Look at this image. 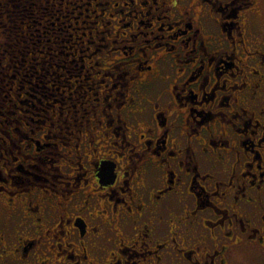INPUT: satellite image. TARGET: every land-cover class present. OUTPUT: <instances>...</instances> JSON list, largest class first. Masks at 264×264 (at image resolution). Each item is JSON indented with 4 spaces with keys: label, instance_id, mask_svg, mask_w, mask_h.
I'll return each mask as SVG.
<instances>
[{
    "label": "flooded vegetation",
    "instance_id": "1",
    "mask_svg": "<svg viewBox=\"0 0 264 264\" xmlns=\"http://www.w3.org/2000/svg\"><path fill=\"white\" fill-rule=\"evenodd\" d=\"M16 1L9 55L79 35L0 78V264H264L260 1Z\"/></svg>",
    "mask_w": 264,
    "mask_h": 264
},
{
    "label": "rangeland",
    "instance_id": "2",
    "mask_svg": "<svg viewBox=\"0 0 264 264\" xmlns=\"http://www.w3.org/2000/svg\"><path fill=\"white\" fill-rule=\"evenodd\" d=\"M259 1H260L261 9L264 11V0H259ZM54 3L56 6L55 9L59 10L61 12L60 15L61 14L62 15H65V14L68 15V19L66 22L64 20H61V22L58 26H57L58 22H56V24L54 26L55 29H63L64 25L67 26V25H69V23H72L73 22L72 18L75 17L79 11H81L79 8L73 10V8H76L81 4V2H78L77 0H62V1L54 0ZM67 3H68V5L65 8L64 5H66ZM58 4H63V6H61V8H60V6H58ZM260 19H261V21H263V24H264V14H263V16H261ZM63 22H64V24H63ZM32 29H34V27H31V33L36 34V32L33 31ZM58 32L61 33V35H59L56 40H53V39H50L47 37L49 42H46V36L40 38L41 39L40 42H38L36 37L31 36L30 40H28L27 43L24 44L25 47H23V49H20L21 51L18 52L19 59L23 58V56H21V55H26V57H24V60L25 59L27 60V65H33L36 70H39V69L46 70L47 64H48L47 62L49 61L48 59H49V57H51V55H57L58 57H60L61 60L65 61V58H64L65 53H68V52L72 53L73 52L72 49L67 50L66 48H70V46H75V45H73V43L76 41L75 38H77L79 34L77 33V34L73 35V39L66 42L69 39L67 37V35L69 33H71V31H68L66 33H64L62 31H58ZM53 42H55V43H53ZM1 51H3L2 48H0V52ZM70 59H72V57L67 58V60H70ZM36 62H39V64H35ZM57 65H59V67H60L61 65H63V63L60 62V63H57ZM18 66L19 65L15 64L16 68ZM16 71H18V70H16ZM9 72L16 75V72H14V71L10 70ZM53 72L55 73L54 76H52ZM38 73H46V71H39ZM62 73H63V71L61 68H58V70H56V68H52L49 70V74H50L49 79L52 78V79L56 80L55 76L61 75ZM17 77H21L20 73H19V76H17ZM22 79H23V77L19 78L18 81L21 82ZM61 79H63V78H61ZM3 80H4L3 84H5L9 81L8 78H3ZM33 84H35V82H33ZM52 84L54 85L52 87L53 90L51 91V87H50L48 94L52 95V94H57V92L60 93L61 92V87H60L61 83L58 84L56 82H52ZM32 88H34V87L32 86ZM57 89H58V91H57ZM38 91H39V89H38ZM29 93L33 94V92H31V91H29ZM49 95H47L49 98H48V100H46V93H43L41 96L40 91H39V95L37 97L41 100V102L43 104H45L46 101H50L53 98V97H50ZM32 101L34 102V104L36 106H38L37 102L35 100L32 99ZM24 109H26V108H24ZM249 260H250L249 257H247L246 255H243L240 258V264L241 263L242 264H253Z\"/></svg>",
    "mask_w": 264,
    "mask_h": 264
},
{
    "label": "trees",
    "instance_id": "3",
    "mask_svg": "<svg viewBox=\"0 0 264 264\" xmlns=\"http://www.w3.org/2000/svg\"><path fill=\"white\" fill-rule=\"evenodd\" d=\"M23 1L22 3L27 2V4L32 2V0H25V2ZM33 2L51 3L52 0H33ZM17 3L18 1L16 0H0V48L3 49V51L0 52V72H2V75L0 73L1 79H10L13 74L9 71H13L15 64L22 62V58L19 59L18 57V52L14 53L15 55L8 54V50H10L9 47L12 45V36L16 33L15 31H17L19 26V16L21 13H23L26 18L29 16L28 13H30L28 11L22 12L21 9L16 10ZM32 20L34 19L31 18V21ZM3 53H6L7 55H3ZM1 68H3V70Z\"/></svg>",
    "mask_w": 264,
    "mask_h": 264
}]
</instances>
